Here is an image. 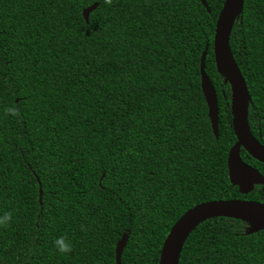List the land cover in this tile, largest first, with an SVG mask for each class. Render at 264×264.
I'll return each mask as SVG.
<instances>
[{"label":"trees","instance_id":"trees-1","mask_svg":"<svg viewBox=\"0 0 264 264\" xmlns=\"http://www.w3.org/2000/svg\"><path fill=\"white\" fill-rule=\"evenodd\" d=\"M204 1L209 12L198 0H0V264H115L123 235L121 264H158L196 205L264 203V186L240 195L229 182L230 88L213 57L224 0ZM229 48L264 146V0H244ZM240 158L264 177V164ZM251 227L204 221L178 264H264V230Z\"/></svg>","mask_w":264,"mask_h":264},{"label":"water","instance_id":"water-1","mask_svg":"<svg viewBox=\"0 0 264 264\" xmlns=\"http://www.w3.org/2000/svg\"><path fill=\"white\" fill-rule=\"evenodd\" d=\"M209 12L204 0H198ZM244 0H224L215 22L213 38V57L216 68L225 78L230 88L231 126L236 142L227 155L228 178L240 195L250 193L254 186H264V177L254 168L246 165L240 158L242 149L248 156L264 164V146L258 143L250 132L247 110L250 97L245 81L234 62L229 36L233 23L243 8ZM94 4L83 10L82 16L88 22L89 14L97 8ZM206 50L200 58V89L207 107V116L215 139L218 138V104L213 85L204 71ZM41 192L39 191V204ZM226 217L250 223L247 235L264 230V203L247 200L209 201L185 212L171 227L160 250L158 264H178L183 245L191 232L204 221ZM127 243L123 235L115 247V264H121V255Z\"/></svg>","mask_w":264,"mask_h":264},{"label":"clouds","instance_id":"clouds-1","mask_svg":"<svg viewBox=\"0 0 264 264\" xmlns=\"http://www.w3.org/2000/svg\"><path fill=\"white\" fill-rule=\"evenodd\" d=\"M8 111H9V113L11 115H15L16 114L13 109H8ZM8 219H9V217L7 215H4L3 219L0 220V225L6 223ZM58 250L61 251V252H68L69 251V246L66 245V244H60Z\"/></svg>","mask_w":264,"mask_h":264}]
</instances>
